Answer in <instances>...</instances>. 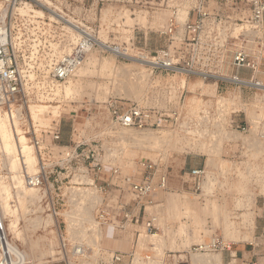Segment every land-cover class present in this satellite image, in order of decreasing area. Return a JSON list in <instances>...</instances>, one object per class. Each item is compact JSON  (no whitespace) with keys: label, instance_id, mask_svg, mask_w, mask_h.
Listing matches in <instances>:
<instances>
[{"label":"rangeland","instance_id":"obj_1","mask_svg":"<svg viewBox=\"0 0 264 264\" xmlns=\"http://www.w3.org/2000/svg\"><path fill=\"white\" fill-rule=\"evenodd\" d=\"M151 1L138 0L137 3L134 0L132 5L122 7L108 3L97 16L86 13V19L91 23L96 21V26L102 27V42L127 49L130 57H138L143 50L153 54L170 44L159 33L164 29L168 13L158 12L148 17L147 5ZM2 4L3 0H0V12ZM25 7L18 11L22 17L30 15ZM131 13L136 17H132ZM147 18L153 22H147ZM239 18L243 19H233ZM182 19H186L185 13ZM136 24L140 28H132ZM149 25L150 28H142ZM240 32L239 28H233L230 36L235 38ZM60 49L55 51L56 55L61 52ZM23 50L27 59L26 63L22 62L23 68L38 67L47 74L53 68L48 62L36 66L31 62L38 58L37 55L31 56L36 51L28 46ZM48 51L42 49L44 53L48 54ZM93 57L97 60L95 67H90L82 77H78L76 72L69 80L68 83L80 84V88L71 94L65 95L62 87L55 93L56 97L50 96L53 101L31 102L23 107L15 104L12 113L8 107H0V112L8 122L11 121L9 124L11 130L14 128L15 135L16 129L12 124L18 121L22 137L30 148L35 146L36 138L42 139V146H52L55 154L61 151L55 145L65 147L79 142H94V146L102 150L107 173L115 166L124 177L133 176L138 171L140 160L155 162L168 171V190L157 194L155 206L147 210L148 214L157 218L158 238L151 240V235L143 228H138L140 237L131 230L124 238H114L116 232L108 227L98 235L94 223L96 208L104 196L93 187H84L75 181L78 174L62 176L58 178V183H52L53 187L47 185L37 189L41 200L23 211L15 195L13 181L7 174L6 159L0 151V181L13 192L11 206L15 210L14 218L17 216L19 219L17 233L9 228L12 219H4L7 236L10 244L27 259L21 261L18 258L17 264H63L67 259L75 264H96L100 256L99 248L116 251L115 246L119 245L118 251L129 253L134 243L137 247L133 264H162L165 261L199 264L195 255H202L214 264H242L246 260L264 264V115L261 114L264 92L239 89L226 83H218V90L214 92L213 83L216 80L213 79L160 72L151 75L150 71L135 65L131 59L125 60L112 52H104L101 47H97L87 61ZM87 61L81 68L87 66ZM106 62L112 63L113 73L102 72ZM127 71L131 74L144 72L149 76L137 81ZM261 72L264 75V63ZM229 73L225 75L229 76ZM262 79L264 82V76ZM110 100L156 107L167 115L178 110L179 120L157 132L128 130L157 134L160 143L156 142L154 148L159 149H152L143 139L135 143L133 139L122 138L120 133L127 130L114 127L106 108ZM35 105L50 106L42 115V120L36 123L30 112V107ZM232 121L237 124L246 121L251 128L250 133L238 131ZM57 130L62 134L59 143L53 142L51 135ZM18 139L20 137L17 136ZM35 150L32 148L33 158L41 162ZM114 152L119 155L116 160L109 157ZM17 155L23 161L22 149ZM192 165L201 166L206 172L200 190L195 180L186 175ZM21 171L25 172L24 169ZM208 180L210 184L206 186ZM90 193L92 198L85 199L76 214L81 218L68 219L67 216L76 212L74 207L79 197ZM118 195L112 193L110 198H106L107 203L115 204ZM124 197L131 200L128 194ZM53 215L54 221L46 226L48 218ZM75 230H83L81 238H72ZM214 238L230 244L231 252L237 253V258L233 261L230 252L194 251L209 245ZM79 246L88 250L87 256L75 254ZM241 250H246L250 257L240 255ZM146 256H150L152 261L145 262Z\"/></svg>","mask_w":264,"mask_h":264},{"label":"built area","instance_id":"obj_2","mask_svg":"<svg viewBox=\"0 0 264 264\" xmlns=\"http://www.w3.org/2000/svg\"><path fill=\"white\" fill-rule=\"evenodd\" d=\"M133 1L3 0L0 12V107H8L12 113L15 104L23 107L31 102L53 101L55 93L69 82L95 49L104 44L101 34L93 36L89 33L92 28L102 27H97L96 21L91 23L87 20L86 13L97 16L108 3L122 7L132 5ZM135 1L138 3V0ZM23 6L29 8V16L22 17L18 12ZM147 9L148 17L158 12L168 13L164 29L159 32L169 42L168 48H160L153 54L143 50L138 57L132 58L127 49L108 43L105 46L121 52L117 55L120 58L140 61L151 75L157 72L184 74L203 80L213 79L239 89L264 92V75L261 72L264 63V0H152L148 2ZM184 13L186 19L183 20ZM131 15L136 17L134 13ZM235 17L243 19H233ZM20 26L23 28H17ZM132 28L140 26L136 24ZM142 28H150V25ZM233 28H241L235 38L230 36ZM27 46L36 51L31 56H38L31 60L32 63L43 65L48 62L53 65L48 74L38 67H22V62L27 60L23 48ZM42 49L49 50V53L42 52ZM57 49L61 52L56 55ZM226 72H230L229 76L225 75ZM106 108L114 127L120 130L157 132L179 120L178 110L167 115L156 107L138 103L123 104L110 100ZM232 124H236L238 131L250 133L251 128L246 121L239 124L232 121ZM51 135L53 142L61 141L60 130ZM93 143L79 142L65 147L55 145L61 150L55 154L52 146H42V139L36 138L32 148H36L35 155L38 153L41 162L37 161L33 174H29L23 166L26 184L41 190L47 185L53 187L52 183H58V178L62 176L78 174L75 181L81 186L93 187L104 196L96 208L94 223L98 235L107 227L119 232L133 230L139 237L141 232L138 228H143L149 235L156 234L157 218L148 214L147 210L155 206L157 194L168 190V171L155 162L140 160L138 171L133 176L124 177L115 166L107 173L102 150ZM205 174V169H198L186 175L195 180L200 190ZM115 192L119 194L118 201L109 205L107 199ZM126 194L131 200L124 197ZM8 243L5 220L0 218V264H17L18 257L10 252ZM135 247L129 253L99 248L100 256L96 264H133L136 260ZM194 251L230 252L233 261L237 258V253L231 252V245L220 238H214L209 245ZM87 252L83 246L75 249L77 256L84 257ZM151 261L150 256L145 257V262ZM63 264L75 263L67 259ZM162 264L178 263L165 261Z\"/></svg>","mask_w":264,"mask_h":264},{"label":"bare ground","instance_id":"obj_3","mask_svg":"<svg viewBox=\"0 0 264 264\" xmlns=\"http://www.w3.org/2000/svg\"><path fill=\"white\" fill-rule=\"evenodd\" d=\"M26 9L29 10L28 7H26ZM38 14H41V13L38 12ZM239 29H241V28H239ZM89 33L93 36H98V35L103 33V30L101 28H92ZM106 43L107 42H104V44L103 43L101 44L102 49L108 50L109 52H112L114 55H120L121 54V52H119L117 50H112V49H109L108 47H106L105 46ZM89 60L90 61H87L88 62L87 66L81 68V66H82L81 65L78 68V70H77L78 77L85 76V72H87V70H89L90 67L96 66L97 60L94 57L89 59ZM133 62L135 65H141L142 66V64L139 63L140 61H138L136 59H134ZM111 64L112 63H110V62H106L105 65L102 67V72H104L105 74L113 73L114 69H113ZM127 73L130 76L136 77L137 81L141 80L145 76L146 77L149 76L148 74L147 75L144 74V72L131 74V71H127ZM140 83H141V81L138 84H140ZM68 84L69 85L63 87L65 95H69L75 89L80 88L79 83H76V82L74 83L71 81ZM218 85L219 84L217 81H215L213 83L214 92L216 90H218ZM49 101H51V100H48V102ZM49 107L50 106H44V105H35V106L30 107L31 117H32V120L34 121V123L42 120V118H41L42 115L46 112V110ZM261 114L264 115V108H262V107H261ZM204 119L206 120L207 117ZM9 122H11V121H9ZM9 122L7 121L5 116L2 115L0 112V151L6 159V167L8 170L7 174L10 175V178L13 181V186L15 189V195L18 198L19 206L21 207V209L23 211H25L30 206L36 205L41 200V197L38 195L37 189L31 188V187L29 188V186L26 184L25 177L23 175L24 171L23 172L21 171V169L23 170V169H25V167L21 168V166H26V168L29 171V174H33L36 172L38 162L36 160H34V158H33L32 148L27 146V144L25 142L26 139L24 137H22V131L19 128L18 121H15L12 124V125H14V127L16 129L15 130L16 135L12 131L14 128L11 130L12 127L10 126ZM127 131H123L120 133V135L122 136L123 139L130 138V139H133L135 143H138L141 139H143L150 144L149 146H151L152 149H159V148H154V145L156 144V142L160 143V139L157 136V134H155V133H150V134L132 133L131 131H128V132ZM17 136L20 137V139L17 140ZM169 138H171V137H169ZM19 142H20V147H19ZM20 149H22L23 161H21V159L17 155L19 153ZM117 154H118L117 152L111 153V155L109 157L112 160H116L119 158L118 157L119 155H117ZM208 184H210V180H208L205 185L208 186ZM13 198H14L13 192L8 187H6L3 182L0 181V218L2 220L5 219L6 217H9L10 219H12V220H10L9 228L13 233H17L18 225H19L18 224L19 219L17 216H16V218H14L15 217V210H13V207L11 206ZM87 198H92V194L90 193V195H88V196L82 195L79 197V199L77 200V203L75 204L76 207H74L77 210L73 215L67 216V217H69L68 219L81 218L79 215H76V214L79 211V209L82 205V202ZM54 218H55V215L50 216L47 220L46 226L50 221H54ZM81 220L82 219H80L79 222H81ZM72 223H74V222H72ZM78 231L75 230V232H72L73 233L72 234L73 239H78L79 237L80 238L82 237L81 234H82L83 230L79 231V232ZM83 234H85V233H83ZM156 238H158L156 234L151 235V237H150L151 240H156ZM8 248H9L10 252H13L21 261L27 260L26 255L22 254L20 251H18L16 248H14L10 244V242L8 243ZM201 256L195 255V258L199 262V264H206V263L207 264H214L213 261L210 262L209 259L207 258L209 261L208 262V261H206V258H204L203 256L201 257Z\"/></svg>","mask_w":264,"mask_h":264},{"label":"crops","instance_id":"obj_4","mask_svg":"<svg viewBox=\"0 0 264 264\" xmlns=\"http://www.w3.org/2000/svg\"><path fill=\"white\" fill-rule=\"evenodd\" d=\"M243 76H246V73H243ZM186 162H188V159L186 160ZM198 169H202V167L201 166H194V165H192L191 166V169H190V171L191 170H198ZM189 171V172H190ZM188 172V173H189ZM150 214V213H149ZM147 218V217H146ZM116 233H115V235H114V238H117V237H119V238H124L125 236L124 235H127L128 234V232H119V231H115ZM127 237V236H126ZM119 246V245H118ZM118 246H115V248H116V251L117 252H120V251H118ZM134 246H135V243H134ZM240 255H242L244 258H247V257H250V254H248V252L246 251V250H241L240 251ZM245 262H250V261H245ZM242 264H243V261L241 262Z\"/></svg>","mask_w":264,"mask_h":264}]
</instances>
